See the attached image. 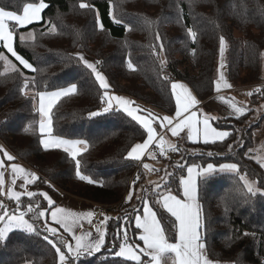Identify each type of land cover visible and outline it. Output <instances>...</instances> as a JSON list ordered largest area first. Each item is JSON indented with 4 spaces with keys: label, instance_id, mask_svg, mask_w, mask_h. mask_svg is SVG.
I'll return each mask as SVG.
<instances>
[{
    "label": "trees",
    "instance_id": "trees-1",
    "mask_svg": "<svg viewBox=\"0 0 264 264\" xmlns=\"http://www.w3.org/2000/svg\"><path fill=\"white\" fill-rule=\"evenodd\" d=\"M32 2L39 0H0V6L21 13L24 5ZM45 2L49 7L42 12L41 20L19 27L15 34L16 52L36 71L24 68L10 53L7 54L18 71L6 70L5 62L0 60V141L15 154L16 160L30 165L40 174L33 187L36 192H47L55 206L64 196H75L94 203L99 220L103 219L101 213L111 217L104 224L106 246L92 256H82L75 264H135L115 257L113 253L118 249L110 252L109 246L121 242L116 240V233L121 229L127 230L130 242L141 245L134 219L129 216L125 222V209L132 213L136 207L142 212L141 201L136 199L137 195H145L139 191L141 185L149 189L148 199L158 217H166L162 221L164 226L171 228L174 217L155 204L152 184L142 164L124 158L131 146L146 139L142 126L122 111L89 117L90 111L102 106L99 97L104 90L94 74L78 62L77 54L86 52L100 61L99 67L108 77L111 91L128 94L173 114L172 81L163 78L160 59L152 50V45L159 43L155 34L159 33L162 38V55L171 64L177 79L186 81L203 100L216 93L219 37L224 36L228 42L230 80L237 86L253 87V97L260 101L264 97L254 90L259 87L264 91V0ZM81 2L90 3L94 8L91 11L81 9ZM97 14L103 30L96 24ZM114 17L121 22H114ZM52 25L56 26V31L49 33ZM188 28L196 32L195 41L188 35ZM25 32L34 33V39L21 41L19 37ZM3 51L6 49L1 45L0 52ZM129 60L135 71L128 69ZM25 76L29 80L35 78L37 91L77 85L75 94L62 97L52 109L53 133L88 141V151L77 159L81 161V174L96 183L89 184L76 176L75 162L63 149L45 150L40 144V116L33 107L35 103L38 108V97L31 101L21 94ZM252 112L253 109L238 119L229 115L213 119L218 128L231 133L225 140L193 143L187 140V132H183L173 142L180 151H165L158 159L160 177L164 176V169L174 173L169 178L174 194L182 192L179 178L186 175L191 165L238 164L239 173H215L206 181L199 178V200L208 229V252L216 260L233 264H264V195H247L239 179L240 175L247 174L250 181H258L257 186L264 189V168L248 151L253 146L254 130L264 124V115L251 120ZM30 124L33 130L25 132ZM209 152L214 155H207ZM137 173L141 179L135 185L132 201L125 204V197L133 188L131 178ZM160 177L153 182L163 183ZM37 199L41 208L47 207L43 197ZM21 200L23 211L29 198L24 196ZM10 202L14 208L15 201ZM27 217L30 218L31 213ZM245 232L250 235H243ZM166 234L173 236L172 241H175L174 233ZM43 235L47 233L35 235L14 230L0 246V264H57L55 249ZM64 235L70 240L67 233Z\"/></svg>",
    "mask_w": 264,
    "mask_h": 264
},
{
    "label": "snow or ice",
    "instance_id": "snow-or-ice-1",
    "mask_svg": "<svg viewBox=\"0 0 264 264\" xmlns=\"http://www.w3.org/2000/svg\"><path fill=\"white\" fill-rule=\"evenodd\" d=\"M49 5L45 0H39V2L27 3L23 7V13L19 14L16 11L6 10L5 7L0 6V42H3V47L7 49L13 57L23 65L24 68L36 71L31 63L23 57L19 56L13 48V40L16 34V30L19 27H24L32 24L34 21L41 20V13L48 8ZM81 9L92 10L94 6L90 3L81 2L79 4ZM111 15V13H110ZM114 22L120 23L119 19L114 17ZM151 24L152 22L149 21ZM96 24L100 30L104 29L99 15H96ZM126 30H131L126 28ZM56 26L52 25L49 28V33H54ZM188 35L191 36L193 41L196 39V32L192 28L187 29ZM19 39L24 41L26 39H34V33L29 32L27 36L20 35ZM155 40L158 44L152 45L153 54L160 59L161 69L167 64L166 58L163 57L164 44L159 33L155 34ZM158 49V51H157ZM226 49V41L224 36L219 37V54L221 58L219 69L225 67L223 58ZM78 62L91 71L95 76V80L99 82V87L103 89V94L99 97L101 104L103 105L97 111H90L89 117H96L103 113H109L112 111H122L126 113L133 121H136L142 126L146 132V139L142 143H136L131 146L127 151L126 160H133L140 162L142 167L150 172H159L160 169L151 168L149 164L143 163L142 158L147 153L152 159H156L154 152L149 151L150 146L154 143L157 146H161L166 143L163 136L158 138L156 128L153 127L154 123H158L161 129L170 131L172 136L179 137L181 132L187 129L186 138L193 143L202 139L204 144L215 143L216 141H223L229 137L231 133L228 131H219L212 127L210 120L216 119L207 114H202L200 120L197 119L196 106L200 103L186 85L179 82H171V94L175 98V114L160 116L154 114L150 110L142 109L139 105L135 104V101L126 97L110 94V84L106 77L98 70L97 65L100 61L91 62L88 61L83 55L77 54ZM0 60L5 61L6 65L13 70L18 71L16 65L13 64L0 52ZM128 69L135 71V66L131 60L127 64ZM219 71L218 78L215 83V91L219 93L222 89H229L232 87L226 80L223 71ZM23 75V74H21ZM165 80L169 79L167 76L163 77ZM31 85V87H30ZM35 78L29 80L28 77H24V84L21 88V94L31 101H36L38 97V108L33 103V107L39 113V133L42 137L47 138L40 139V144L43 145L45 150L50 148H62L65 153H68L71 159L75 162L76 176L82 180L87 181L89 184L96 183L89 176L81 174V161L77 159L83 153L88 151V141L83 139L67 140L59 136L52 135V109L56 106L57 102L62 97H68L77 92V85L75 83L68 87L60 88L56 91H37ZM28 90V91H25ZM256 93L264 95V91L261 88L254 90ZM248 96H252L253 92H248ZM221 101H226L230 104V107L234 110L233 113L238 119L244 115L247 111L244 107H238L234 102V99H228L220 96ZM147 112V116L138 113ZM202 124V130L197 125ZM32 125L30 124L24 129L25 132L32 131ZM231 149V145L228 146ZM168 148L172 152H179L180 148L175 144H169ZM0 196L6 194L9 200L15 201V207H7L2 200H0V246L4 245L9 234L14 230H22L27 234L43 235V239L55 249V253L58 256L57 264H75L82 256H92L94 253H98L102 248L106 246L105 231L100 226H95V234L91 231H83L84 225L82 220H87L89 225H92V217L95 213L88 211L86 213H75L70 210H66L62 207L55 206V201L49 196L47 192H35L28 190V185L34 184L39 177L34 172H28L21 165L14 163L16 159L11 155L2 145H0ZM165 154V150L161 147V155ZM207 155L212 156L213 153L209 152ZM260 166L264 168V161H258ZM183 167V165H179ZM10 169L12 179L10 184L15 186L17 184V178L22 179V183L19 185L23 191L14 190V187H9L7 192L4 191L5 186V172ZM164 176L160 177L163 183H156L150 181L152 184L151 195L154 197L155 204H159L166 210L170 217H174L171 222V228H168L162 224V221L166 218L164 216L158 217V213L153 210V206L150 205L148 194L149 189L141 185L139 191L145 195H137L136 199L141 201L142 212L140 209L133 207L132 213H128L125 209V222H128V217L131 216L135 221V228L139 230V241L143 242V246L136 242H130L128 232L126 229H121L116 233V240H120L119 244L115 242L109 246V251H114L115 257H121L128 261H134L135 264H219L218 261H213L209 258L208 246H207V225L205 222V216L203 206L199 202L198 194V182L197 178L200 177L203 181H206L210 176L215 173H239L240 169L236 163H223L218 167L212 163H208L206 167L189 166L187 167V175H182L179 178V188L182 190L173 194L171 187L169 186V178L174 175L173 172L164 169ZM141 179L140 173H137L136 177L132 181L133 188L129 190L125 197L124 203L128 204L132 201L134 196V189L137 182ZM240 181H243V187L246 189V194L252 197L258 194L264 195V189L258 187V181H250L247 178V174L239 176ZM163 189V191H161ZM27 196L29 201L27 202L24 210H21L24 203L21 198ZM38 197H43L47 201V207L41 208ZM225 211H228L225 208ZM31 213V217L26 219L25 217ZM46 215H50L51 221L58 225L59 228L54 227L48 223ZM103 219L99 222V225H104L111 217L104 215ZM119 219V217H117ZM43 221V223H41ZM63 229V232L60 229ZM76 230H80L81 234H76ZM67 233L71 237L69 240L64 234ZM166 233H174L175 242H171L173 236ZM243 235H250L245 232ZM251 235H255L254 233ZM52 237V238H50ZM74 241V243L72 242ZM142 257H148L147 260Z\"/></svg>",
    "mask_w": 264,
    "mask_h": 264
},
{
    "label": "crops",
    "instance_id": "crops-1",
    "mask_svg": "<svg viewBox=\"0 0 264 264\" xmlns=\"http://www.w3.org/2000/svg\"><path fill=\"white\" fill-rule=\"evenodd\" d=\"M21 13H23V12H21ZM41 16H42V13H41ZM1 45H3V42H0V46ZM13 48H14V50L16 51V49H15V36H14V40H13ZM6 49V48H5ZM7 50V49H6ZM11 54V53H10ZM18 54V53H17ZM19 55V54H18ZM20 56V55H19ZM22 57V56H21ZM98 66V69H99V71L100 72H103V71H101V69H100V67H99V64L97 65ZM104 74V73H103ZM105 77H106V75H104ZM106 79L108 80V82H109V79H108V77H106ZM172 82H179V83H183L184 85H186L187 87H188V89L191 91V93H192V95L193 96H195L196 98H197V100L200 102L197 106H196V109H193V110H195V111H197V119L198 120H200L201 118H202V114H207V115H209V116H211V117H222V116H228L227 114H224V112L222 111V110H220L219 108H218V106L217 107H213L212 105V108L209 106V103L210 102H212V100H214V98L216 97V96H219L222 92L221 91H223V90H221L219 93H215L212 97H210L209 99H207V100H203V99H200L199 97H198V95L196 94V92L192 89V87L186 82V81H184V80H181V79H176V80H173ZM232 82V81H231ZM230 83V82H229ZM109 84H110V82H109ZM231 84V83H230ZM234 84V83H233ZM233 87H231V88H229V89H226V90H231V89H235V90H240L241 88H243V87H251V86H237V85H232ZM68 87V86H67ZM56 90H59V89H56ZM56 90H49V92H51V91H56ZM109 92H110V94H115V95H119V96H123V97H126V98H128V99H130V100H133V101H135V104L136 105H139L142 109H145V110H150L152 113H154V114H159L160 116H164V115H170V116H172V115H174L175 114V112L173 113V114H169V113H167V112H165V111H163V110H161V109H159V108H157V107H154V106H152V105H150V104H148V103H145V102H143V101H141V100H138V99H136V98H134V97H132V96H130V95H128V94H124V93H118V92H115V91H111L110 89H109ZM175 99V98H174ZM214 104V103H213ZM216 105V104H215ZM138 114H141V115H145V116H147V112H143V113H138ZM51 116H52V114H51ZM210 124L212 125V127H214V128H216L217 130H219V131H227L226 129H221V128H218L215 124H214V122H213V119L212 120H210ZM199 128H201V130H202V124H198L197 125ZM153 127L154 128H156V131H157V134H158V138L160 137V136H163L164 137V140L167 142V143H169V144H173V142L175 141V138L176 137H174V136H172V134H171V132L170 131H166V130H164V129H161L160 127H159V125H158V123H154L153 124ZM52 128H53V121H52ZM184 132H187V129H185V131ZM181 133H183V132H181ZM52 135H54V136H57V135H55L54 133H53V131H52ZM59 137H61V138H63V139H67V140H78V139H69V138H65V137H62V136H59ZM42 138H47L46 136H44V137H41V139ZM147 138V137H146ZM83 140H85V139H83ZM200 141H203V139H202V133H201V139L198 141V142H200ZM143 141H139V142H137V143H142ZM136 144V143H135ZM0 145H2L3 147H4V149H6L11 155H13L15 158H16V156H15V154L10 150V149H8L1 141H0ZM157 147V144L156 143H154L152 146H150V149H149V151H152V152H154L155 153V148ZM60 149H62V148H60ZM156 155V154H155ZM79 157V156H78ZM77 157V158H78ZM0 158H2V154H0ZM158 159H160L159 158V156H157L156 155V159H152L147 153L145 154V156L142 158V160H143V163H147V164H149L150 165V167L151 168H154V169H159V166L161 165V162L158 160ZM14 163H16V164H18V165H21L23 168H25L28 172H34L38 177H40V174L34 169V168H32L30 165H28V164H26V163H24V162H22V161H18V160H14L13 161ZM146 172H147V179H148V181H154V180H156V179H158L159 177H160V171L159 172H150V171H148V170H146ZM149 174H151L153 177V179H149ZM186 175H187V173H186ZM185 175V176H186ZM199 178L200 177H198L197 178V182H198V194H199ZM4 179H5V186H4V191H5V193L7 192V189L9 188V187H14V190H17V191H23V189L22 188H20L19 187V185L22 183V179H20V178H17V184L15 185V186H12L11 184H10V181H11V179H12V174H11V172H10V169L8 170V171H6L5 172V176H4ZM28 187V190H30V191H35L36 192V190L34 189V187H33V184L32 185H28L27 186ZM174 194V193H173ZM24 197V196H23ZM0 200H2L3 202H4V204L7 206V207H9V208H12V204H11V202L10 201H12V200H9L8 198H7V196H6V194L4 195V196H0ZM199 202H200V200H199ZM201 204V203H200ZM151 205V204H150ZM56 206H58V207H62V208H64V209H66V210H70V211H72V212H75V213H86V212H88V211H93L94 213H95V215H94V217H92V225H89L88 224V222H87V220L85 219V220H82L81 221V223L84 225V228H83V231H91V232H93L94 234H95V226H100L101 228H102V230H104V225H99V222L101 221V220H99V213H97V210H96V205L94 204V203H92V202H90V201H86V200H83V199H81V198H78V197H75V196H64L59 202H58V204L56 205ZM153 210H154V208H153ZM155 211V210H154ZM46 219L48 220V223L50 224V225H52V226H54V227H57V228H59V226L58 225H55L52 221H51V219H50V215H46ZM60 231L61 232H63V229L61 228L60 229ZM76 234H81V231L80 230H76ZM70 240H71V238H70ZM73 243H74V241H72ZM171 242H175V241H171ZM141 246H143V242L141 243ZM208 254H209V252H208ZM209 258L210 259H212L213 261H218L219 262V264H233V263H231V262H227V261H220V260H216V259H214V258H212L211 256H210V254H209ZM142 259H143V257H142ZM169 264H170V262H169Z\"/></svg>",
    "mask_w": 264,
    "mask_h": 264
},
{
    "label": "rangeland",
    "instance_id": "rangeland-1",
    "mask_svg": "<svg viewBox=\"0 0 264 264\" xmlns=\"http://www.w3.org/2000/svg\"><path fill=\"white\" fill-rule=\"evenodd\" d=\"M19 14H22V13H19ZM27 33H29V32L21 33V35L27 36ZM238 33L239 32H237V34ZM225 41H226V49H225L224 58H223V62H224L225 67L223 69H219L220 62H221V58H220V55H219V58H218V69L220 71H223L224 76H225L226 80L228 81V83L230 82L231 85H234L231 82V80L229 78V74H228V64H227L228 42H227L226 39H225ZM3 53L8 58V60H10L13 64H15L9 58L10 56L7 54V53H9L7 50L3 51ZM78 54L83 55L88 61H91V62L97 61V59L95 57H93L92 55H90V54H88L86 52H78ZM5 68L8 71L11 70L8 67V65H6V63H5ZM97 68H98V66H97ZM263 69H264V55H263ZM101 73L103 74V72H101ZM103 75H105V74H103ZM218 75H219V71H218ZM217 78H218V76H217ZM252 88L253 87H243L240 90L239 89L238 90H235V89H231V90L222 89L223 90V91H221L222 93L219 96H216L214 98V100H212V102L209 103V106L211 108H212V106L213 107H217L218 106V108L220 110H222L224 112V114H227L229 116H235L234 114H231V113L234 112V110L230 107V104L228 102H226V101H221L219 99V97L223 96V97L228 98V99H234V102L236 103V105L238 107H244V108L247 109V111L253 109V112L250 115L251 120H257L262 115H264L263 114L264 113V99L260 100V101H255L253 95L252 96H248L247 95L248 92H253ZM248 151H249V155L254 157L256 160L264 161V124L261 127H259V128L254 130L253 146ZM191 166H193V165H191ZM152 177L153 176L151 174H149V179H153ZM25 218L29 219L27 216Z\"/></svg>",
    "mask_w": 264,
    "mask_h": 264
},
{
    "label": "built area",
    "instance_id": "built-area-1",
    "mask_svg": "<svg viewBox=\"0 0 264 264\" xmlns=\"http://www.w3.org/2000/svg\"><path fill=\"white\" fill-rule=\"evenodd\" d=\"M160 72L162 73L163 76H167V77L169 78L168 80L173 81V80H176V79H177L176 73L174 72V70H173L171 64L168 63V62H167V64L164 66L163 70H162L161 67H160ZM254 92H255V91H254ZM255 93H256V92H255ZM259 95H260L261 97H264V95H261L260 93H259ZM102 106H103V105H102ZM102 106H101L100 108H102ZM168 145H169V143L166 142L165 144H163V145H161V146H157V147L155 148V153H156V155H157V156H161V147H162L165 151H168V150H169ZM135 177H136V175H134V176L131 178V185H132V181H133V179H134Z\"/></svg>",
    "mask_w": 264,
    "mask_h": 264
}]
</instances>
